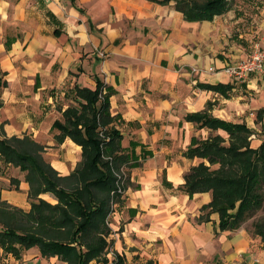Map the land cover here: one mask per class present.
I'll return each mask as SVG.
<instances>
[{
	"label": "crops",
	"instance_id": "obj_1",
	"mask_svg": "<svg viewBox=\"0 0 264 264\" xmlns=\"http://www.w3.org/2000/svg\"><path fill=\"white\" fill-rule=\"evenodd\" d=\"M174 3L0 0V76L6 81L0 135L27 132L49 148L57 144L45 153L68 173L81 146L68 135L58 140L54 122L63 121L62 111L76 104L75 86L94 89L100 80L132 163L126 167L131 183L106 219L108 255L122 254L124 264H264L258 235L242 225L219 229L217 212L198 219L210 191L190 195L178 188L185 171L201 160L183 153L192 139L226 135L197 127L188 113L206 109L245 122L253 134L261 132L260 138L251 137L253 146L264 137V72L237 78L227 70L254 44L264 47V0H232L224 12L194 20ZM218 83L231 86H207ZM11 169L0 159L7 181ZM22 185L21 194L0 180V195L27 210V181ZM0 264L65 262L43 256L37 246L22 248L19 255L0 246Z\"/></svg>",
	"mask_w": 264,
	"mask_h": 264
},
{
	"label": "trees",
	"instance_id": "obj_2",
	"mask_svg": "<svg viewBox=\"0 0 264 264\" xmlns=\"http://www.w3.org/2000/svg\"><path fill=\"white\" fill-rule=\"evenodd\" d=\"M174 1L175 7L191 20L211 18L232 3V0ZM5 85L0 76V92ZM207 86L221 90L231 85ZM75 89L76 104L62 111L63 121L54 122L59 130L58 140L68 135L81 146V157L68 173L60 172L46 159L47 144L27 132L8 135L2 130L0 159L20 166L28 183L30 207L26 210L0 195V246L16 255L22 248L37 246L43 256L56 255L65 264H124L122 254L113 250L108 255L111 239L107 236L111 228L106 219L131 183L120 167L122 161L131 165V156L120 144L117 116L109 111V92L103 91L104 84L97 80L94 89L79 86ZM187 117L197 127L222 129L226 135L217 132L192 139L183 153L201 160L185 171L178 188L190 195L210 191L211 198L201 205L198 219L209 220L210 214L217 212L219 229H236L253 213L262 211L252 221L249 232L264 241V137L253 146V128L245 122L214 116L206 109L188 113ZM108 155L109 158L105 157ZM12 181L17 182L16 177ZM45 192L51 193L55 202L42 197Z\"/></svg>",
	"mask_w": 264,
	"mask_h": 264
},
{
	"label": "rangeland",
	"instance_id": "obj_3",
	"mask_svg": "<svg viewBox=\"0 0 264 264\" xmlns=\"http://www.w3.org/2000/svg\"><path fill=\"white\" fill-rule=\"evenodd\" d=\"M251 48V47H250ZM62 101H65L64 99H60V102H62ZM258 132V131H257ZM259 134H261V132H259V133H255V134H253V135H251V137H252V139H254L255 137L256 138H260V136H259ZM254 136V137H253ZM252 144H256L257 142H254L253 143V141L251 142ZM49 146L50 145H48L47 144V146H46V149H45V151H44V155H45V157H46V159H51V157L52 156H54V155H52V154H47V153H45L46 151H55V150H57V147H58V145L57 144H55V145H53V146H51L52 148H49ZM59 150V149H58ZM105 157H107V158H109V155L108 156H105ZM200 161V160H199ZM199 161H197L196 163H198ZM196 163H194V164H196ZM121 168H124V170L127 172V170H126V167H127V165H128V163L127 162H124V161H122L121 162ZM12 169H16V172L14 173L13 172V170ZM12 169H11V171H12V173H13V177H16V179H17V182H14V181H7L6 179H5V177H4V175H0V180L2 181V186H4V187H14V189L16 190V191H18V192H20L21 194L23 193V190H24V187H23V185H22V182H24L25 180H24V178H23V173H22V171H21V168H20V166H18V165H13L12 164ZM71 170H72V168H70ZM116 169V168H115ZM69 170V169H68ZM71 170H69V171H71ZM12 179V178H11ZM15 183H16V186H15ZM121 189V185H119V189L118 190H120ZM42 197H44L46 200H48V201H50V202H55L54 200H55V198H54V196L51 194V193H49V192H45L44 193V195L42 196ZM28 203H29V201H27ZM29 207H30V203H29ZM29 209V208H28ZM263 214V212L262 211H260V210H258V211H256L255 213H253L250 217H248L247 219H246V221L242 224V226L243 227H246V229L248 230V231H251L252 230V221L253 220H255L257 217H259V216H261ZM94 264H96V262H94Z\"/></svg>",
	"mask_w": 264,
	"mask_h": 264
},
{
	"label": "built area",
	"instance_id": "obj_4",
	"mask_svg": "<svg viewBox=\"0 0 264 264\" xmlns=\"http://www.w3.org/2000/svg\"><path fill=\"white\" fill-rule=\"evenodd\" d=\"M227 70L237 78H244L254 72H264V47L254 44L247 56L227 66Z\"/></svg>",
	"mask_w": 264,
	"mask_h": 264
}]
</instances>
